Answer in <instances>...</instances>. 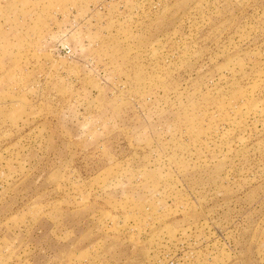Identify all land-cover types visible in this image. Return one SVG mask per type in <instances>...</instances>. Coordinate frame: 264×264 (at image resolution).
<instances>
[{
  "label": "rangeland",
  "instance_id": "rangeland-1",
  "mask_svg": "<svg viewBox=\"0 0 264 264\" xmlns=\"http://www.w3.org/2000/svg\"><path fill=\"white\" fill-rule=\"evenodd\" d=\"M0 264H264V0H0Z\"/></svg>",
  "mask_w": 264,
  "mask_h": 264
}]
</instances>
